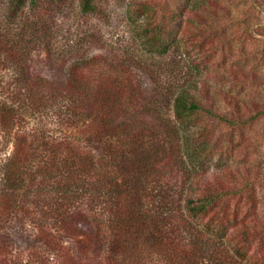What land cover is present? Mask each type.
I'll return each mask as SVG.
<instances>
[{
	"label": "trees",
	"instance_id": "16d2710c",
	"mask_svg": "<svg viewBox=\"0 0 264 264\" xmlns=\"http://www.w3.org/2000/svg\"><path fill=\"white\" fill-rule=\"evenodd\" d=\"M69 1L0 0V147L15 138L9 153L0 148V264H241L235 257L246 258L259 231L230 195L229 183L245 175L241 168L223 162L199 180L191 175L196 187L189 194L173 178L177 157L205 165L216 148L211 136L189 128L192 115L203 111L228 124L237 119L206 107L185 87L173 94L166 88L174 120L186 132L179 135L174 123L161 120L154 105L157 89L147 96L139 73L109 53L80 50L79 43L92 41L90 35L74 32L76 41L61 44L56 22ZM78 2L82 12H99L96 0ZM186 3V12L196 15L201 2ZM161 26L148 23L143 30V43L159 55L172 41ZM36 48L62 69L60 78L31 72ZM35 111L43 115L37 132L45 148L34 165L28 162L32 141L20 124ZM163 127L165 135L157 139ZM164 144L172 160L165 162L166 180L160 184L153 162ZM25 185L31 186L28 198L20 191ZM35 223L34 246L29 231ZM19 228L20 244L34 249L26 253L30 263L21 251L12 253ZM71 240L73 255L62 247Z\"/></svg>",
	"mask_w": 264,
	"mask_h": 264
},
{
	"label": "rangeland",
	"instance_id": "374dc122",
	"mask_svg": "<svg viewBox=\"0 0 264 264\" xmlns=\"http://www.w3.org/2000/svg\"><path fill=\"white\" fill-rule=\"evenodd\" d=\"M96 1L99 12H82L78 0L69 1L68 7L63 8L66 15L56 22L61 44L76 41L74 32L90 35L91 44L82 41L80 50L87 54L109 53L139 73L147 96L152 89H157L159 100L154 105L161 111V120L174 123L179 135L184 136L186 132L174 120L171 95L181 87L205 101L206 107L211 106L216 113L237 119L239 125L217 121L203 111L192 115L189 128L211 136L216 148L205 159V165L198 158L184 161L186 158L183 157L178 162L180 158L177 157L173 178L180 185L179 189L182 187L184 193L189 194L196 187L190 183L191 175L195 174L193 180H199L205 173L218 171L223 162L239 166L245 175L229 183L235 190L230 194L235 198L232 202L237 203L242 216L254 219L259 231L249 243L246 258L241 261V257L235 258L241 264H264V0H198L200 8L194 9V16L186 12L189 9L187 0ZM179 20L184 22L183 27L177 26ZM148 23L162 25L172 40L166 53H151L143 43V30ZM39 49L30 56L31 72L41 79L60 78L62 69L51 66L43 57V50ZM28 113L20 127L26 133L27 141H32L29 153L33 161L29 158L28 162L35 165L40 158L37 155H42L40 151L45 148L42 144L45 140L40 139L37 132L43 128V115L38 111ZM164 129L155 132L157 139L165 135ZM11 139L6 146L0 147L5 154L14 148L15 138ZM160 147L154 157L153 171L159 180L157 183L161 184L166 180L165 162L172 160V153L167 144ZM2 152L0 150V157ZM193 166L195 169L191 168ZM249 188L254 196L252 200ZM30 189L31 186L25 185L20 191H27L28 198ZM38 227L36 224L29 231L31 238L36 240L31 241L34 246L38 244ZM20 229L14 230L17 242L12 244V253L21 251L20 255L25 257L24 260L28 258L27 263H30L31 256L26 253L34 252V249L20 244ZM62 247L73 255V240L64 242Z\"/></svg>",
	"mask_w": 264,
	"mask_h": 264
}]
</instances>
